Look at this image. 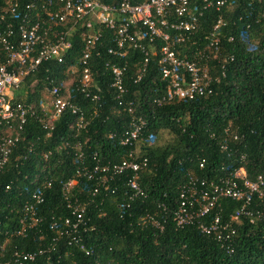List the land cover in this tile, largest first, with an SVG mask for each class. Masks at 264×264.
I'll use <instances>...</instances> for the list:
<instances>
[{
	"label": "trees",
	"instance_id": "1",
	"mask_svg": "<svg viewBox=\"0 0 264 264\" xmlns=\"http://www.w3.org/2000/svg\"><path fill=\"white\" fill-rule=\"evenodd\" d=\"M3 7L0 0V11ZM25 13L22 5L15 18L5 15L0 20V29L12 25V42L18 39L17 26ZM263 13L264 0H233L223 10L226 25L215 54L206 36L219 13L209 9L199 19L196 46L190 41L178 46L182 57L205 51L208 58L201 62L210 70L212 95L155 103L168 87L158 57L150 56L142 72L144 55L134 50L122 58L109 54L111 32L103 28L88 60L90 95L96 93L98 102L79 88L84 45L78 34L63 63L44 62L24 77L13 99L30 106L34 115L22 130L0 125V137H20L0 174V243L6 240L0 263L18 251L37 255L34 261L13 264H264V196H254L248 207L251 217L242 214L221 238L202 233L196 224L178 227L174 221L180 190L190 178L219 183L240 168L250 181L264 176ZM112 63L126 66L123 95L111 86L107 66ZM52 86L61 88L73 108H66L49 131L40 123L38 103ZM134 116H142L145 126L133 150L138 159H147L138 180L145 196L137 198L128 189L129 174L102 185V174L93 171L127 158L130 148L120 138ZM77 122L84 126L78 128ZM161 132L172 139L156 146ZM72 179L77 184L69 200L85 207L79 233L89 255L69 245V236L60 235L66 230L64 220L74 217L62 194L63 185ZM36 188L43 195L36 209L41 221L17 236L24 206ZM240 206L222 199L212 214L227 221Z\"/></svg>",
	"mask_w": 264,
	"mask_h": 264
},
{
	"label": "built area",
	"instance_id": "2",
	"mask_svg": "<svg viewBox=\"0 0 264 264\" xmlns=\"http://www.w3.org/2000/svg\"><path fill=\"white\" fill-rule=\"evenodd\" d=\"M232 1L4 0V7L0 11L1 21L5 15L15 18L22 5L26 13L17 26L18 39L14 42L11 41L14 34L11 24H6L4 29H0V125L7 130L16 127L18 130L23 129L28 116L34 115L35 111L30 106L14 100V91L20 87L24 77L34 72L42 63L47 61L63 63L73 49L72 39L75 34H78L84 45L80 57L82 64L80 91L91 97L90 100L98 102L100 98L96 93L90 95L92 73L88 60L91 52L101 41V28L111 32L113 47L109 48V54L122 58L128 51L134 50L144 55L142 72L145 71L150 56L158 57L161 77L167 82L168 87L165 95L155 103L160 104L174 99L192 100L204 94L212 95L210 70L201 62L202 59L208 58L205 51L196 52L188 58L180 56L178 48L186 45L188 41L196 46L194 37L197 34L199 19L205 11L212 9L219 13V17L206 39L209 41L210 51L217 54L221 29L226 25L222 16L223 10L228 8ZM107 67L112 78L111 86L119 95H123L126 92L123 86L126 66L112 63ZM221 68L223 70L224 66ZM224 75L222 71V76ZM46 92V97L39 101L38 107L43 114L40 123L45 130L50 131L53 129L54 121L64 110L73 106L60 87L52 86L46 89ZM76 126L82 128L84 123L77 122ZM144 126L142 116L132 117L130 126L120 138V143L130 148L127 158L107 166H96L93 170L102 174L99 180L102 185L118 176L129 174L127 186L132 198L145 196L138 180L140 172L147 167V159H138L133 150ZM19 138V133L0 137V174L17 147ZM203 165L204 161L200 163V168H203ZM76 184L77 181L72 179L62 188V194L68 201V207L74 217L73 220L70 218L64 220L66 230L61 231L60 235L64 233L69 236V245L75 244L85 255H89L90 252L81 244L79 233V224L84 222L85 207L80 204L73 206L68 195ZM50 185L47 182L46 186ZM263 187V175L250 181L243 168L219 183L190 178L180 190V203L174 214V221L178 227L196 224L202 233H217L221 238L242 214L251 217L248 207L254 196L263 198ZM222 199L241 203L227 221H223L218 213L212 214V210L219 206ZM42 201L43 195L40 189L36 188L30 195V201L24 206L25 212L19 220L20 229L16 232L17 236L24 235L28 229L40 223L41 219L37 217L36 209ZM207 218L210 220L207 221ZM250 221L252 222V219ZM228 237L226 235V238ZM5 244L6 240L0 243V256L3 255ZM42 252L39 251L40 254ZM36 255L15 251L9 261L0 264L19 263L22 260L34 261Z\"/></svg>",
	"mask_w": 264,
	"mask_h": 264
},
{
	"label": "rangeland",
	"instance_id": "3",
	"mask_svg": "<svg viewBox=\"0 0 264 264\" xmlns=\"http://www.w3.org/2000/svg\"><path fill=\"white\" fill-rule=\"evenodd\" d=\"M172 139V136L166 132H161L160 136L158 137L156 146H160V145H164L166 144L168 141H170Z\"/></svg>",
	"mask_w": 264,
	"mask_h": 264
}]
</instances>
